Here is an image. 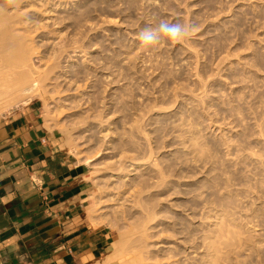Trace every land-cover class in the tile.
Listing matches in <instances>:
<instances>
[{"label": "rangeland", "instance_id": "obj_1", "mask_svg": "<svg viewBox=\"0 0 264 264\" xmlns=\"http://www.w3.org/2000/svg\"><path fill=\"white\" fill-rule=\"evenodd\" d=\"M0 6L2 28L32 38L42 56L43 98L31 83L19 92L86 163L87 214L113 236L107 262L132 264L146 243V264H264V0ZM161 21L193 31L142 46L139 32ZM75 45L81 52H69Z\"/></svg>", "mask_w": 264, "mask_h": 264}, {"label": "crops", "instance_id": "obj_2", "mask_svg": "<svg viewBox=\"0 0 264 264\" xmlns=\"http://www.w3.org/2000/svg\"><path fill=\"white\" fill-rule=\"evenodd\" d=\"M83 163L37 101L0 118V264H110L113 236L87 214Z\"/></svg>", "mask_w": 264, "mask_h": 264}, {"label": "bare ground", "instance_id": "obj_3", "mask_svg": "<svg viewBox=\"0 0 264 264\" xmlns=\"http://www.w3.org/2000/svg\"><path fill=\"white\" fill-rule=\"evenodd\" d=\"M7 22L8 16L3 14L0 6V110L4 109L8 114H11L35 101L32 95H21L22 93L19 92V86L21 84L31 83L34 87L40 89L41 93L39 97L43 98L44 92L42 88L44 87L43 83L47 78V74L40 70L42 56L37 55L36 48L32 46V38H27L25 35L15 32L13 28L10 30L8 28L3 29L2 26ZM55 44L61 46L62 41L58 39ZM57 52V50L52 51L53 59L57 56ZM69 52L77 54V52L81 51L75 45ZM92 161L87 160V163L92 164ZM90 174L87 177L93 180L99 175V173L94 175L91 172ZM156 217V214L151 215L149 211L147 212V219L154 220ZM222 220L221 218V222ZM145 224H143L141 227L142 230H140L139 237L141 239H144V235L146 234ZM200 242L205 247V237H202ZM212 246L217 250L216 241L212 243ZM147 247L148 245L146 243L139 244L136 247L132 256V264H146L145 261L148 259V256H145L144 249ZM214 259L216 258H213L212 261Z\"/></svg>", "mask_w": 264, "mask_h": 264}, {"label": "clouds", "instance_id": "obj_4", "mask_svg": "<svg viewBox=\"0 0 264 264\" xmlns=\"http://www.w3.org/2000/svg\"><path fill=\"white\" fill-rule=\"evenodd\" d=\"M193 31L191 25L180 23H169L161 21L155 28H144L139 34L138 38L141 45L148 48L155 46L160 37L166 41L176 43L187 39Z\"/></svg>", "mask_w": 264, "mask_h": 264}]
</instances>
